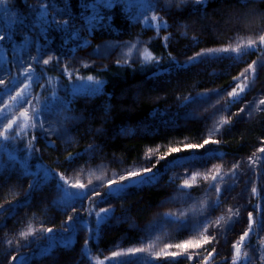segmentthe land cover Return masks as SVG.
I'll use <instances>...</instances> for the list:
<instances>
[{
	"label": "trees",
	"instance_id": "1",
	"mask_svg": "<svg viewBox=\"0 0 264 264\" xmlns=\"http://www.w3.org/2000/svg\"><path fill=\"white\" fill-rule=\"evenodd\" d=\"M13 2L15 7L22 9L23 5L20 4V0H13ZM207 5L206 11L188 13L177 28L182 34L197 39L194 46L187 51V57L195 56L201 51L235 47L237 42L244 43L249 38L258 39L261 29H264V0H255L247 6L244 5L243 0H207ZM129 26L130 23L117 9L113 29L126 30ZM108 44L115 43L108 40L94 45L93 54L95 56L87 63L89 66L80 67L76 71V75L84 77V80L91 75L94 79L103 81L102 90L107 95L106 99L89 105V109L73 105L75 113L86 119L77 124L66 125L72 137L71 145L66 146L54 135L55 140L48 139L54 141L56 147L42 138L39 139L35 144L39 149L35 156L39 157V160L33 159L30 162L33 165L30 170L35 171V165L42 162L44 166L57 172V166L53 162L56 160L66 162L68 177L70 175L81 177L87 181L88 185L91 182L89 187L92 185L97 187L108 185L109 180H119L121 175H126L128 172H142L145 167L152 168L156 178L161 176L160 182L144 187L141 192L143 193L142 198L132 200V204L127 206L122 217L114 218L112 213L104 216L103 220L107 224V230L97 232L95 229L97 220L92 214L89 215V211L80 218L87 220L89 228L92 229L87 248L98 260L109 250L107 258L116 260L118 264L119 258L112 257L113 251L123 252L129 248L152 245L149 249L153 253L152 258L138 253L133 259L148 260V264H166L167 260L172 259L171 257L161 256L156 259L155 254L161 253L167 244L175 245L186 240H199L201 235L198 232L187 233L178 230V225L171 222V218L165 217L164 214L172 213L174 216H179L181 212L192 214V209L195 208L194 215L199 216L200 205L196 201L216 198L215 193L206 194L205 190L210 180H204V175L211 176L217 171L224 175L230 172L233 165H239L236 178L228 180V183L233 185V191L210 217L213 222L218 217L226 218L229 215L227 211L229 208L239 206L241 209L239 223H236L233 230L227 233L226 238L220 231L224 229L225 221L221 220L218 227L214 223L209 228V232L216 235L219 242L213 241L208 245H203L200 249H189L192 254L197 252L199 255H205L212 249H216V252L222 251L223 255H231V243L238 240L239 235L246 230L244 221L247 212L252 211L253 206L258 205L260 197L264 194V153L258 151L259 148L264 147L261 143L264 141V106H258L259 100L264 99V70L257 69L254 81L249 74L251 86L249 90H246L247 100L230 105L227 104L224 96L231 85L235 84L236 81L233 78L240 77L252 61L259 62L260 59H264V54L260 51L249 50L248 60L233 62L213 74L205 72L206 77L215 76L216 87H211L204 80L203 83L210 88L205 89L200 86L197 89L195 95L189 100L190 104L185 107L179 124L153 127L150 123L152 116L162 105V92L156 85L157 76L174 68V61L169 59V53L162 38L149 37L141 47V49L147 48L153 56L160 59L161 62L155 65L141 66L138 61L102 63L99 60L110 57L114 50L113 48L110 54L104 55V49ZM97 46L100 48V55L96 52ZM222 53L217 51L213 55L219 57ZM202 59L208 61L213 58ZM197 64L202 63L197 62ZM45 68L47 70L41 74V69L37 66L36 75L40 79L34 83L43 84L44 88L35 87L36 102L41 100V96L43 97L46 92L45 89L50 85L55 89L59 88L56 80L59 78L57 69L52 66ZM194 77L193 74H187L186 82L195 81ZM67 85L68 82L65 80L66 88ZM216 92L220 95H216ZM241 108L245 109L242 113ZM219 109L225 110L219 111ZM249 112L251 115H248ZM222 119L231 120L234 126L223 125L220 132H211V129L216 127L217 122ZM229 127L231 131L225 133V129ZM209 135L211 139L219 140L220 143L205 145L207 151L185 148L186 145L202 144ZM0 143L4 142L0 141ZM7 145L9 151L23 148V143L13 145L7 142ZM89 145H93L95 150L85 154ZM172 148H180L181 151L172 153L170 151ZM70 153L73 157L79 154V158L74 162L69 161L67 158ZM197 153H203V157ZM16 154L23 156L25 153L16 151ZM213 155L218 158L211 159L206 167H202L201 162L207 161ZM160 157H165V159L161 160ZM176 163H184L188 167H176ZM192 172L200 173L195 181L190 179ZM0 174L5 177L0 180V205L15 206L18 202L25 201V195L30 191L28 185L31 178L18 176L15 173L10 175L6 171H0ZM185 179L193 183V188L188 190L193 200L188 203L175 199L181 195L177 192V187ZM122 183L127 182L120 184ZM117 185H113L108 192L113 193ZM253 187L257 188L256 195L251 192ZM37 194V191L32 194L26 202L27 206ZM49 196L52 206L59 205L60 193L54 187L51 188ZM27 206L19 208L25 209ZM49 209L54 216L59 215L56 209L52 207ZM253 216L257 219L258 212H253ZM9 217L8 213L0 215V229L9 221ZM5 227H7L6 224ZM143 233L147 236L146 241L143 240ZM50 237L56 238V235L51 233ZM250 242L253 243V248L261 250L254 235L250 238ZM167 250L182 251L176 248ZM256 254L258 256L260 251H256ZM53 255L58 262L60 252L54 251ZM190 263L189 260L181 259V264Z\"/></svg>",
	"mask_w": 264,
	"mask_h": 264
},
{
	"label": "snow or ice",
	"instance_id": "2",
	"mask_svg": "<svg viewBox=\"0 0 264 264\" xmlns=\"http://www.w3.org/2000/svg\"><path fill=\"white\" fill-rule=\"evenodd\" d=\"M255 0H243L245 6ZM20 4L23 5L22 9L16 8L13 0H0V72H3L5 76H9L8 83L4 78H0V85L4 86V95L18 104L21 108L25 104L29 105V108H24L19 112V115H10L8 112V106L5 104L3 109H0V154H6V159L0 156V171H6L10 175L15 173L18 176L30 177L31 182L28 187L29 193L25 195V201L18 202L17 205H9L4 207L0 205V215L8 213L9 216L14 215L17 208L21 206H27L26 202L30 199L35 191L42 190V184L49 188L54 187L60 193L58 203H67L68 209L72 212H76V203L82 204L84 200L89 199L91 196H99L100 193L96 191V186L91 187L81 183L77 180L75 183H70L65 178L64 174L58 173L53 169H49L41 163L35 165V171L30 169L33 165L30 163L33 159L39 160V157L35 156V153L39 151L35 144L39 139L45 140L47 143L56 147L55 142L49 140V136L54 135L57 140L62 141L66 146L71 145L72 137L70 135L68 124H77L82 122L86 117L77 115L72 105L75 103L76 98L81 95V90L73 88L70 91L65 89L64 95L60 96L56 92L46 93L44 95L45 102L42 107L31 106V100L28 98L27 90L33 87L35 81L40 79L36 75L37 66H40L41 74L46 71L45 66L51 65L53 68L61 71L68 76L71 80L73 72L68 71V65L64 64L63 68L60 67L65 58H74L77 49H83L85 45H90L89 37L96 32H111L113 30V21L117 15V9L120 14L128 23L141 21L150 28H154L159 34L160 30H167L170 25L168 19L172 18L176 13H183L189 9L193 13H198L201 10L207 8V0H35L30 3L29 0H20ZM163 13L164 15H160ZM170 35L165 36V46L170 40ZM140 41L124 42L120 44H108L106 45L103 54H110V50L115 47L127 48L128 52L123 53L124 62L128 63L130 53L133 49L137 52V59L141 66L148 64H159L161 61L153 56L147 48L141 49L138 47ZM249 50L260 51L264 54V29H261V33L258 34V39H247L246 42H237L235 47H225L218 50H208L207 52L201 51L195 54V56L188 57V60L181 64L179 61H175V58L169 54V59L174 61L173 66H179L180 68H189L195 66L197 62H203L202 58H222L214 57V52L234 53L232 57L234 60H239L243 55H246ZM35 52V55L33 54ZM96 52L100 55V48L97 46ZM47 56V58H44ZM55 56V60H53ZM119 63V60L117 61ZM84 67H88V64H84ZM15 68L18 75L11 76L12 69ZM264 70V59L258 61H252L251 64L241 73L240 77H234L236 81L235 87L231 91L227 92V95L232 98V103H238L244 98L246 90L250 89L251 82L249 81V74L253 77V81L257 75V69ZM75 71V70H74ZM24 79L20 81L23 84V88H20L17 84L15 88H10L9 85L15 84L20 77ZM242 77V79H241ZM77 79H84V77L77 76ZM86 79L91 82L94 87L90 88L84 95L92 97L98 94L103 88V81L94 79L89 75ZM27 81V83H24ZM35 87L44 88L43 84L35 83ZM19 90H16V89ZM15 91V95L12 92ZM220 95L219 92L215 93ZM206 95V94H205ZM49 96L51 99H49ZM71 97V98H70ZM0 104H4V100L0 98ZM258 106H264V99H260ZM225 109H219L224 111ZM245 109L241 108L240 112H244ZM215 115V113L213 114ZM239 117V113L236 114ZM248 115H251L249 112ZM55 117V119H53ZM223 125L234 126L233 122L229 119H222L217 122V126L211 129V132H220V128ZM231 127L225 129V133L230 132ZM99 134V132L97 133ZM7 142H11L13 145L17 143H23V148L9 151ZM219 140L211 139V135L204 139L202 144L198 145H186V149L197 150L205 149V145L219 144ZM264 144V141H261ZM94 146L89 145L85 154L88 152H94ZM16 151H22L25 154L18 156ZM172 153H179L180 148H172ZM207 151V149H205ZM260 153H264V147L258 149ZM203 157V153H197ZM79 158V154L73 157L70 153L68 156L69 161H73ZM215 155L210 156L207 161H202L201 166L206 167L207 163L211 159H216ZM161 160L165 157H160ZM175 159V158H174ZM255 163V161H253ZM176 167H188L184 163H176ZM239 165H233L230 172L221 175L219 171L209 176L205 174L203 179L210 183L205 190L206 194L215 193L216 198L213 200L209 198L208 201H196L200 205L199 216H195L196 209H192V214L188 212H181L179 216H174L172 213H165V217L171 218V222L178 225V230L192 233L198 232L201 235L199 240H186L183 243L175 245L167 244L165 249L161 253H156L155 258L159 259L161 256L171 260H167L166 264H181L183 260H193L194 255L199 256V253L192 254L189 249H200L203 245H208L213 241L219 242L218 237L209 232V228L215 225L218 227L221 220L225 221L224 229L220 230L222 234L227 237V233L232 231L236 223H239L241 216V209L239 206L229 208L228 216L218 217L213 222L211 215L220 208L225 199L233 191V185L228 183V180H234L236 178V170ZM187 174V173H186ZM147 176L146 181L143 183L152 184L156 179V175L152 172L151 168H143L142 172L131 171L126 175H121L119 180H109L108 188L114 184L121 182H129L133 178L141 176ZM200 175L198 172H192L190 174L191 181H195ZM227 177V179H226ZM5 177L0 174V180ZM91 185V182H89ZM103 187V185H100ZM127 183L122 184L121 191H125ZM68 188L75 189V191L69 192ZM193 188V183L189 179H185L181 185L177 187V192L181 193L180 196L175 199L181 200L184 203H188L193 200L191 192L188 191ZM253 195H256L257 188L251 189ZM109 191L105 193V196H111ZM101 212L107 213L109 209L101 208ZM67 212V209H66ZM253 212H260V219H254ZM91 215V213H89ZM97 223H99L100 213H96ZM246 230L239 235V239L231 243V257L230 260L225 258L224 264H253L255 259L254 255L245 250L246 239L250 243V234L255 232L257 235L259 232H264V210L260 208V205L253 206L252 211L247 212L245 218ZM66 227L62 226L64 232L69 230L75 231L77 220L74 216H68L65 222ZM46 233H52V228L44 230ZM34 233L21 232L22 237H27ZM47 248L45 252H51L52 249L60 246L66 248L70 243V239L63 238H47ZM10 243V242H9ZM87 244V242H86ZM30 246V245H25ZM152 245L147 247H135L129 248L126 251H113L112 257L119 258L118 264H148V260H142L139 258L133 259L138 253L146 254L148 258H152L153 253L149 250ZM176 248L182 251H168L167 249ZM261 251L259 249L252 248V252ZM214 253L218 255L216 249L207 252V256L202 257L203 264H210V259L214 258ZM16 256L12 257L15 261ZM91 260V257H88ZM109 264H111V259ZM259 261L264 264V254L259 256ZM26 264V262H25Z\"/></svg>",
	"mask_w": 264,
	"mask_h": 264
},
{
	"label": "rangeland",
	"instance_id": "3",
	"mask_svg": "<svg viewBox=\"0 0 264 264\" xmlns=\"http://www.w3.org/2000/svg\"><path fill=\"white\" fill-rule=\"evenodd\" d=\"M29 2L33 3L35 0H29ZM190 7L191 6H189V9L185 10L183 13H176L172 18L165 17L168 19L170 27L166 31L163 29L160 30L159 34H157L154 28L148 27L142 21L140 23H130L129 28L126 30L113 29L110 33L96 32L94 35L89 37L90 45H85L83 49H77L74 58H65L61 63V68H63L64 64H67L68 71L73 72L72 79L69 80L66 74L57 70V75L59 78L56 80L58 81L59 88L55 89L54 86L53 88L52 85H50L45 90H47V93L56 92L58 95L63 96L65 89H68L69 91L73 88L80 89L81 95L76 98L73 105L84 107L86 109L89 105L94 104L95 102L97 103L104 101L107 95L103 90L90 98L84 95V93H86L90 88L94 87V85H92L87 79H77L76 71L80 67H83L84 64L89 63V60L94 58V45L102 44L108 40L120 45H122L124 42H135L136 40H139L141 43L138 45V47L141 48L148 38L152 36L161 37L165 45L164 37L170 35L171 38L167 42V46H165V48L167 52L175 58V61H179L181 64H183L188 60L187 51L197 42L196 38L186 36L177 29L182 24L186 15L191 12ZM16 8L19 7L17 6ZM160 15L163 16L164 14L160 13ZM125 52H128L127 48L115 47L110 57L103 58L102 60L100 59L99 61L103 63L119 60L120 63H125L123 58V53ZM33 54L35 55V52H33ZM233 56H235L234 53H222L219 55V57L222 58H213L212 60L203 61L201 65L196 63L194 67L191 66L189 68H180L179 66H174L172 70L166 71V73L163 75L157 76L156 85L161 89L162 92V105L154 112L152 120L150 121L151 125L153 127H158L159 125L171 126L177 123L179 124L182 120H180V118L185 112V107L190 104L189 100L195 95L197 89L200 86L202 88L208 89L210 88L208 85H211V87H216V84H214L215 76L212 78L206 77L204 75L205 72L213 74L222 69L223 66H229V64L233 62H237L239 60H248L249 58V54L243 55L239 60L232 59ZM44 58H47V56ZM53 60H55V56H53ZM135 61L139 62L137 59V52L135 49H133L130 53L128 63H134ZM187 74H193L195 76L193 80L195 81L186 82ZM10 75H18L15 68L12 69ZM0 78H4L6 83H8V80L10 79V77L5 76L3 72ZM23 79L24 78L21 76L19 80L15 82V84H11L9 87L15 88L18 84L20 88H23L24 85L20 83V81ZM65 80L68 82L67 88L64 86ZM204 80L209 83L207 86L203 83ZM24 83H27V81H24ZM235 84L231 85L229 91L235 87ZM34 85L35 83L33 84L32 88L27 90V94L28 98L31 100V106L39 108L42 107L43 103L45 102L44 95L47 93L44 91L45 93L43 97L41 96V100L36 102V89ZM0 86V98L4 100V104H0V109H3L5 104H7L9 114L18 116L20 111H23L24 108L30 107L29 105L25 104L23 108H21L14 101L10 100L7 95H4V86ZM16 90L19 89L17 88ZM227 92L224 96L225 101L230 105L235 104L231 102L232 98L227 95ZM42 93L43 92H41V94ZM12 95H15V91L12 92ZM49 99H51L50 96ZM247 99L248 94L246 92L242 100ZM53 119H55V117H53ZM49 138L55 140L53 135L49 136ZM0 156L6 159V154H0ZM191 158L192 157H190V159ZM53 163L57 166V169L55 168L57 172L64 174L65 178L68 179L70 183H75L77 180H79L81 183L89 186L87 181L81 177L74 175H70L68 177V164H65L66 162L56 160ZM146 180L147 177L143 181ZM160 180L161 176L156 178L152 184H155L156 182L158 183ZM129 182H127V184ZM117 184H114L117 186L115 187V190L111 196H105V193H107L109 190L108 185H103V187L97 186L96 191H98L100 195H93L89 199L84 200L82 204L76 203V212H72L70 209H68L67 203H59V205L52 206L49 196L51 194V188L42 184V190L37 191L38 194L35 198H33L31 203L25 209L18 208L15 214L9 217V221H7L8 223H5L7 227H5V224L1 227L0 264H18L17 261L19 258H22L20 264H25V262L26 264H109V260H106L107 256L109 255L108 249L104 256L99 260L97 257H93L89 252L86 242L88 243L91 238L92 229L89 228L87 220H83V218L81 219L80 217L89 211L95 220L98 219L96 213H100V217H104L109 213H112L111 215L114 218H120L125 214L127 206L132 204V200L136 198H142L143 193L141 192L143 188L149 185L147 183L141 182L136 186L126 188L125 191H121L120 188L124 183ZM68 191L72 192L75 191V189L69 188ZM258 205H260V208L264 210V194L260 197ZM50 207L54 209L57 207L58 209H56V212L59 211V215L54 216V214H52L49 209ZM101 208H107L109 211L107 213H103L100 211ZM68 216H74L77 220L75 231L69 230L68 232H64L62 229V226H67L65 222L67 221ZM259 219L260 212H258V217L256 220ZM106 227L107 224L103 219H100L99 223H96L95 225V229H97L98 233L103 232ZM47 228L53 229L52 233L56 235V238L72 239L71 243L66 248L57 246L56 249L46 253L44 249L47 248V238L50 237L51 234L44 231ZM21 232L34 233V236L30 234L25 238L21 236ZM253 235L256 237L257 243L261 248L260 254L257 256L256 252H252L253 243H249L248 239H246V245L249 246L246 247L245 250L254 255L255 259L253 260V264H261L259 261V256L264 254V232H259L258 235L253 232L250 234V238H252ZM146 239L147 236H145L143 233V240L146 241ZM54 251H58L61 254L59 257L60 260L58 262L54 258ZM196 253L197 252H195V254ZM217 253L218 255L214 253V258L210 259V264H224L225 258L230 260L231 255H223L222 251H218ZM13 256L17 257L15 261L12 260ZM89 256L91 257V260L88 259ZM204 256H207V254L199 256L194 255L193 260H190V264H203L202 257ZM23 257H25V259H23ZM111 264H116V260H111Z\"/></svg>",
	"mask_w": 264,
	"mask_h": 264
},
{
	"label": "water",
	"instance_id": "4",
	"mask_svg": "<svg viewBox=\"0 0 264 264\" xmlns=\"http://www.w3.org/2000/svg\"><path fill=\"white\" fill-rule=\"evenodd\" d=\"M146 177L147 176L144 175V176H141V177H138V178L133 179L131 182H129L127 184V187L126 188L133 187V186H136V185L140 184ZM21 260H22V258H19L18 261H17V263L20 264Z\"/></svg>",
	"mask_w": 264,
	"mask_h": 264
}]
</instances>
